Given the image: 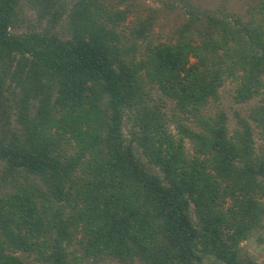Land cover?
Returning a JSON list of instances; mask_svg holds the SVG:
<instances>
[{"label":"trees","instance_id":"obj_1","mask_svg":"<svg viewBox=\"0 0 264 264\" xmlns=\"http://www.w3.org/2000/svg\"><path fill=\"white\" fill-rule=\"evenodd\" d=\"M139 6L0 0V264H262L243 243L264 232V0L188 4L165 41ZM25 8L45 27L16 32ZM227 81L261 100L230 136L204 113Z\"/></svg>","mask_w":264,"mask_h":264},{"label":"rangeland","instance_id":"obj_2","mask_svg":"<svg viewBox=\"0 0 264 264\" xmlns=\"http://www.w3.org/2000/svg\"><path fill=\"white\" fill-rule=\"evenodd\" d=\"M115 0H106L107 4H113ZM190 4L193 7H200L202 9L210 10H222V11H240L245 14V8H248L252 4V0H139V7L135 8L133 13L134 16H130V21H135L136 17L146 16L147 8L155 9L158 15V20L154 26L152 39L154 41L161 40L165 41L171 35V31L174 27L178 25L179 22L187 18L186 9L187 5ZM120 8H123L120 7ZM25 14L27 15L26 22L22 27L17 30L25 31L26 29H35L37 31L41 30L46 25V19L42 20L39 24L38 17L39 14L34 10L28 11L25 8ZM30 22V23H29ZM64 22H60L63 24ZM31 24V25H30ZM131 26V25H128ZM58 31H60V26H57ZM61 33V32H60ZM129 37V36H128ZM143 46V43H141ZM141 45H138L136 52V59L138 61L139 54L141 50ZM140 47V48H139ZM234 85L227 81L223 88L220 89V99L216 104H211L204 113L206 115L213 114L217 110H224L227 116V131L229 136L232 135L233 131L237 129V118L236 115L247 119L250 111L257 105L261 103L259 98L254 99L246 104H236L232 99V90ZM146 96L145 103L153 110H155L160 116H165V123L172 134H176L175 124L172 122V115L176 112L175 102L164 97L158 90L151 88L147 85L145 88ZM264 99V96L262 97ZM264 104V101H262ZM191 121V120H188ZM188 121L187 124L189 123ZM132 125V121L124 120L123 132L127 137H130L129 130ZM192 125V123H190ZM253 125V124H252ZM254 139L256 152H261L264 150V143L258 136V131L254 130ZM186 151L191 152V145L186 143ZM261 238H263V243H257V236H254L250 241L243 243L246 250L259 262L264 264V232L260 233ZM102 264H116L113 262H104Z\"/></svg>","mask_w":264,"mask_h":264}]
</instances>
